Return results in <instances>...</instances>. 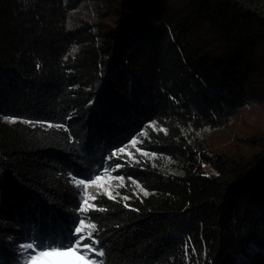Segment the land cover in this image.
<instances>
[{"label":"trees","instance_id":"1","mask_svg":"<svg viewBox=\"0 0 264 264\" xmlns=\"http://www.w3.org/2000/svg\"><path fill=\"white\" fill-rule=\"evenodd\" d=\"M251 108L264 109V11L0 0V264L27 243L70 247L79 218L97 264H264V125L239 147L190 140ZM143 129L163 162L113 156ZM113 160L142 194L81 209L77 181Z\"/></svg>","mask_w":264,"mask_h":264},{"label":"rangeland","instance_id":"2","mask_svg":"<svg viewBox=\"0 0 264 264\" xmlns=\"http://www.w3.org/2000/svg\"><path fill=\"white\" fill-rule=\"evenodd\" d=\"M92 3H95V0H92ZM78 12V15L84 16L82 11ZM89 20L91 21L92 18L90 17ZM260 124L264 125V109L251 108L237 113L233 121L226 128L212 131L206 129L196 132L189 130L188 133L191 132V143H199L201 148H206L207 150L214 149V147L221 148V146L227 145V143L234 148L239 147L246 134L253 132ZM148 127L155 129V124L150 123ZM143 136L151 139L147 131L143 129L138 135L132 137L122 147L115 150L113 156L134 164L139 163L140 160H148L147 162L152 166L157 165V161L163 162V158H158L155 154L142 148ZM195 140L197 141L195 142ZM122 161L117 162L113 160L110 164L102 167L92 178L77 181L81 192V200L79 202L81 209H85L88 206L92 207L94 196L98 194L111 198H126V192L123 191L129 190V186H132L142 194L141 192L143 191L139 189L137 183L126 180L116 173L124 165L125 162L122 163ZM165 161L168 165L172 166L169 160ZM86 226L88 227L83 219L79 218L76 220L71 229L73 232L71 246L65 249L56 248L55 246L36 248L31 243H27L22 248L23 254L19 258V264H97L96 262H91L97 260L96 258L94 259L95 252L94 250H90L89 242L84 240Z\"/></svg>","mask_w":264,"mask_h":264},{"label":"built area","instance_id":"3","mask_svg":"<svg viewBox=\"0 0 264 264\" xmlns=\"http://www.w3.org/2000/svg\"><path fill=\"white\" fill-rule=\"evenodd\" d=\"M238 2L245 10L264 11V0H238Z\"/></svg>","mask_w":264,"mask_h":264}]
</instances>
